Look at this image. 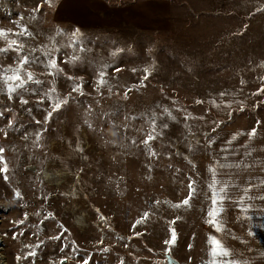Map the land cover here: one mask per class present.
<instances>
[{
  "label": "rangeland",
  "instance_id": "1",
  "mask_svg": "<svg viewBox=\"0 0 264 264\" xmlns=\"http://www.w3.org/2000/svg\"><path fill=\"white\" fill-rule=\"evenodd\" d=\"M57 2L34 13L42 0H0V29L8 33L0 48L16 40L24 54L50 53L63 70L54 77L40 64L26 65L42 83L29 82L11 100L0 80V146L9 167L7 181L0 173V264H160L169 228L177 233L170 253L179 264H209L210 236L240 260L246 250L229 247L233 240L242 244L238 235L207 233L204 144L219 130L264 125V92L255 95L264 89V0H173L166 29L114 30L57 21ZM17 24L32 35H11L20 32ZM73 40L85 50L73 49ZM14 57L0 53V71L16 67ZM72 57L81 59L65 62ZM101 71L111 93L96 89ZM73 83H83L84 96L71 91ZM52 87L53 97L71 96L45 125L51 106L40 93ZM44 127L37 147L36 132ZM149 133L156 135L150 146L158 158L145 153ZM189 177L197 192L190 208L177 209ZM32 251L36 256L24 259Z\"/></svg>",
  "mask_w": 264,
  "mask_h": 264
},
{
  "label": "crops",
  "instance_id": "2",
  "mask_svg": "<svg viewBox=\"0 0 264 264\" xmlns=\"http://www.w3.org/2000/svg\"><path fill=\"white\" fill-rule=\"evenodd\" d=\"M173 0H58L54 8V18L57 21L84 29L114 30L121 27H138L151 29L152 27L166 29L172 17ZM257 128V135L249 138V133ZM233 135H239V139L231 145L228 141ZM215 140L211 148L209 140ZM244 145H248L247 148ZM222 148H229L225 153ZM231 149H239L234 153ZM251 150V155H245ZM228 159H223L224 156ZM219 161V164L216 163ZM239 164V167L220 168V164ZM217 168V178L229 185L228 196L224 201V211L220 219L223 222V231H214L211 225H207V233L210 235H238L241 245L231 241L230 248L240 247L245 253H240L241 261L248 260L249 264H264V257L259 255L264 249V228L255 227L264 224V125L247 128L233 127L215 132L204 144L203 155V210L207 219V211L211 206V191L208 184L212 182L209 166ZM251 188L245 199V206L251 205L246 219L245 214L239 211V201L245 195L244 189ZM230 218L235 219L232 224ZM255 235H249V230Z\"/></svg>",
  "mask_w": 264,
  "mask_h": 264
},
{
  "label": "snow or ice",
  "instance_id": "3",
  "mask_svg": "<svg viewBox=\"0 0 264 264\" xmlns=\"http://www.w3.org/2000/svg\"><path fill=\"white\" fill-rule=\"evenodd\" d=\"M44 3H47L49 5V7H53L54 6V0H42V4L37 5V7L35 9H33V12H39L40 8L43 6ZM19 19H24V17H19ZM17 27H19L21 30L20 32L16 33L13 32L11 33V35H19V36H31L32 33L28 31V28L26 25H20L17 24ZM79 34V29L75 30V32L73 33V35H77ZM0 38H3L5 40H8V33L7 30L4 29H0ZM71 47L73 49H76L77 47H79V50L81 52H83L85 49L82 45L79 44L78 41L73 40ZM24 44L23 43H18L16 40H10L8 42V46L6 48H0V53H8V52H13L15 53V57L13 59V63L16 65V67H12L11 65L7 68H4L3 71H0V80H3L4 84L6 85V92H7V96L8 99L11 100L13 98V94L14 93H18L19 89H23L24 91H27V87L26 85L31 82L34 83L36 85H40L42 82L39 80H34L33 75L31 73V71H28L27 68L25 67L33 65V64H40L41 66L45 67L48 70V74L51 76H56L58 75L60 72H62L63 70L60 69L57 65L56 62V57L51 56L50 53H41V56L43 57V59H41L40 56H35V55H28V54H24ZM37 50L36 49H32V52L35 53ZM57 52H59V48L57 47L56 49ZM80 57H72L70 61H65L67 62H74L76 60H80ZM99 79L96 81V89L99 90L101 88L104 87H108V91L109 93L112 92V88L111 86L108 85V81L104 79L106 73L101 71L99 72ZM150 75V73L148 72L147 69H145V76L143 77L144 80L148 79V76ZM68 80H74L76 78L72 77V76H68L67 77ZM79 80L82 81V77L78 78ZM264 79V78H261ZM241 83H243V81H241ZM56 91L55 87H52L49 91L44 92L41 91L40 95L42 97L41 99V103L43 102V97H47L49 104L51 106V111H49L47 113V116L45 117V121L44 124L47 125L52 117H53V113L54 112H59L62 108V106L67 105L69 103V97L71 96V93L69 94V97H65L64 99H60L58 96L57 97H53L51 93H54ZM71 91L73 93H78L80 96H84L85 93L83 91V83H73L72 85V89ZM131 89H128V92H130ZM37 89H33V94H36ZM128 92H125V98H127ZM260 92H264V89H260L257 93H255V95H259ZM221 96L224 95V93L220 94ZM20 102L22 104H27L28 101L26 99L23 98V96L20 97ZM197 103H202V101H197ZM213 104H215V101L212 102ZM91 106H89L90 108ZM243 110V109H241ZM5 111H11L10 109H6ZM29 111H31V109H29ZM165 111H167V109H165ZM4 115V111H0V118H2ZM133 119H135V117H133ZM189 119V117H185V120ZM37 124H40L41 122L39 120L36 121ZM85 123H87V121H85ZM257 126H259V124L261 123L259 120L256 122ZM8 127L11 128L12 127V120L10 119L8 122ZM88 127L91 129L92 125L89 124ZM165 130H167L168 125H164ZM153 129H155V123L153 122ZM47 127L38 129L36 132V136H35V141L34 143L36 144L37 147H41L40 141L43 137V134L45 132H47ZM0 131H3V129H0ZM213 131H215V129H213ZM5 135L7 136V133H5ZM247 135L249 136V138H254L257 135V128H253L249 133H247ZM160 137L161 139L163 138V132L160 133ZM156 139V135L154 133H149L146 138L143 140V144L145 146V153L149 155V157H157V152L155 151V149L151 148V142L153 140ZM239 139V135H233L232 139L228 141V144L231 145L233 143V141ZM133 144H135V140L132 141ZM199 143V142H197ZM215 143V140H209L208 143V147L211 148L212 145ZM245 148L248 147V145H244ZM76 150L78 152H83V148H81L79 146V143L77 144V148ZM230 149L229 148H222L221 151L227 153ZM231 151H233L234 153H238L239 149H231ZM4 152L5 149L0 146V173L4 174V179L7 181L8 180V172H9V167H8V163L4 157ZM167 158L171 159V155L168 153L164 154ZM245 155H251V150H249L248 152L245 153ZM87 158V157H85ZM223 159L227 160L228 157L225 155L223 157ZM217 164H219V161H216ZM239 167V164H232V163H227V164H220V168L224 169V168H232V167ZM169 167L171 168L172 166L169 165ZM149 170L151 171L152 169L149 168ZM82 171V170H81ZM176 171H179V169L177 168ZM209 172L212 175V182L208 184V188L211 191L212 195L210 197L211 199V206L208 208L207 211V219H206V223H208L209 225H211L214 229V231L216 232H222L223 231V222L220 219V217L222 216V213L224 211V201L226 199H230V197L228 196V187L229 185L227 183H225L224 181H221L217 178V168L215 167V165H210L209 166ZM195 181L191 179V177H189V184H188V196L180 203V204H176L173 205V207L179 209L182 207H191V201L193 200L197 189L194 187L195 185ZM262 184H264V181H261ZM251 191V188H246L244 189L245 195L242 196L240 198L239 201V211L241 213L245 214V218L246 219H252L251 216H247V212L251 209V205H247L245 206L244 201L245 199H251V197L247 196V192ZM18 195V194H17ZM259 199H264V197H260ZM156 203H159V201H157ZM26 218V217H25ZM101 219H104L103 217H101ZM144 219H147V213H145L144 215ZM177 219H179V217H177ZM176 221H172L171 223L174 224ZM20 223H23V221H20ZM137 223H141V221H137ZM255 227H259V228H264V224L262 225H256ZM169 232H170V238L165 240L164 243L168 246L165 249V253H169L173 247H175L176 241L178 239L177 237V233L175 228H169ZM140 233H138L139 235ZM5 235H7V233H5ZM16 233L13 234L12 238L16 239ZM249 235H255V233L251 230H249ZM56 239H59V236L55 237ZM235 238V237H233ZM100 243H103V240L100 241ZM191 247V245H189V248ZM209 257H210V262L209 264H249L248 260H238V259H234L232 258L233 254L232 251L225 245V243L221 240L218 239L215 236H210L209 237ZM108 249L105 248L103 249V252H107ZM259 255H261L262 257H264V249H262L259 253ZM36 256V252L32 251L29 252L24 259H28L29 257H34ZM16 259L19 261L21 259V257L17 256ZM61 264H63V260L61 261ZM85 264H88V261H85Z\"/></svg>",
  "mask_w": 264,
  "mask_h": 264
},
{
  "label": "water",
  "instance_id": "4",
  "mask_svg": "<svg viewBox=\"0 0 264 264\" xmlns=\"http://www.w3.org/2000/svg\"><path fill=\"white\" fill-rule=\"evenodd\" d=\"M160 254L163 258L160 264H179V262L175 258H173L170 252L166 254L164 251L160 252Z\"/></svg>",
  "mask_w": 264,
  "mask_h": 264
}]
</instances>
